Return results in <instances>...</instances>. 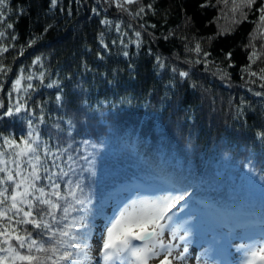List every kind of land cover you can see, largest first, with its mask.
<instances>
[{
    "label": "trees",
    "instance_id": "trees-1",
    "mask_svg": "<svg viewBox=\"0 0 264 264\" xmlns=\"http://www.w3.org/2000/svg\"><path fill=\"white\" fill-rule=\"evenodd\" d=\"M25 141L35 203L0 182L11 264H78L159 196L190 246L264 241V0H0V177Z\"/></svg>",
    "mask_w": 264,
    "mask_h": 264
},
{
    "label": "rangeland",
    "instance_id": "rangeland-1",
    "mask_svg": "<svg viewBox=\"0 0 264 264\" xmlns=\"http://www.w3.org/2000/svg\"><path fill=\"white\" fill-rule=\"evenodd\" d=\"M11 152L12 155L3 156V167L6 171L5 176L0 177V182L7 188V181H13L11 204L21 209L26 202L30 206L35 203L34 192L37 183L33 181L32 174H35V178L39 175L37 161L40 159V149L38 143L25 141L11 145ZM38 196L41 197V194ZM162 201V196L155 200L134 199L121 207L117 210L114 220L103 227L100 235L81 246L84 251L80 252L82 256L80 255L78 264H264V241L258 237L241 241L227 236L228 244L225 245L223 238L216 241L202 237L198 246H190L198 243L199 238H196L195 234H199V231L189 227L185 233V229L169 226L179 216H166L165 209L160 204ZM22 213L29 216L25 209ZM232 229L233 226L230 230ZM145 231L154 232V239L150 243L139 245L135 235ZM261 238L263 239L264 235ZM240 244H244L246 250L240 248L233 253L230 248L241 247ZM133 246H147V254L143 250L140 255H136L137 250ZM0 250L3 251L2 248ZM4 251L5 255L0 259V264H11L21 259L12 247L8 246Z\"/></svg>",
    "mask_w": 264,
    "mask_h": 264
},
{
    "label": "water",
    "instance_id": "water-1",
    "mask_svg": "<svg viewBox=\"0 0 264 264\" xmlns=\"http://www.w3.org/2000/svg\"><path fill=\"white\" fill-rule=\"evenodd\" d=\"M144 234L146 236H144ZM155 233L154 232H142L136 236V240L138 241V244H145L148 242H151L154 239Z\"/></svg>",
    "mask_w": 264,
    "mask_h": 264
}]
</instances>
